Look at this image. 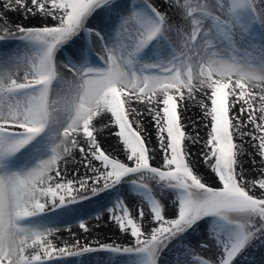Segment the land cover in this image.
<instances>
[{"label":"snow or ice","instance_id":"obj_1","mask_svg":"<svg viewBox=\"0 0 264 264\" xmlns=\"http://www.w3.org/2000/svg\"><path fill=\"white\" fill-rule=\"evenodd\" d=\"M3 9L37 23L11 27L0 14V44L17 43L0 53V264L97 252L160 264L173 244L175 264H239L264 247V174L250 180L242 159L249 144L264 170V0H4ZM189 101L205 137L185 130ZM105 130L123 159L102 148ZM198 144L216 187L196 171ZM77 152L93 175L66 179ZM101 194L130 246H57L54 222L71 217L89 232L83 202ZM201 228L197 247L214 256L185 243Z\"/></svg>","mask_w":264,"mask_h":264},{"label":"bare ground","instance_id":"obj_2","mask_svg":"<svg viewBox=\"0 0 264 264\" xmlns=\"http://www.w3.org/2000/svg\"><path fill=\"white\" fill-rule=\"evenodd\" d=\"M157 2H159V0H157ZM3 3L4 0H0V14L4 15L7 17V21L10 22L9 26L14 27L15 25L18 24H23L24 26H30L32 24L37 23V21L32 20V19H24L23 15L21 13L18 12H14V11H5L3 9ZM98 19V18H97ZM97 19H94L91 21V23L93 25H95L97 23ZM0 23H3V21H0ZM7 47V49H6ZM17 47V43L15 41H13V43L11 44H0V50L1 49H6L9 52L10 51H14ZM94 49L96 53L100 52V48L96 45H94ZM7 52V51H5ZM197 99H203L202 96H200V94H197ZM199 105L195 102V101H189L188 102V109L186 111H182V115H183V123L186 126V130L189 134L192 133V129L193 126H196L198 128H201V126L203 127L205 121L202 119V113L200 111V109L198 108ZM150 118L149 117H145L143 123H144V127L147 130V138L149 140V147H153L156 145V139H155V130L151 128V124L149 122ZM204 122V123H203ZM195 124V125H194ZM190 127V128H189ZM203 131V129H202ZM205 134V130L203 132H201V134H199L200 137H203ZM116 137L110 135V130H105L103 131L102 134L98 135V140L99 143L106 147L108 150L113 151V146L116 143ZM246 152L248 154L251 155L252 153V148L250 147V145H244ZM191 152H193L195 155L193 156V161L196 165V171L197 173H200L202 176H207L206 178L208 180H212L211 179V175L210 173H207L204 171V168L202 167V165L200 163L197 162V158L199 156V151H200V145H196L195 147H192ZM251 151V153H250ZM116 154H119L117 152H114ZM250 155L247 156L248 160L250 159ZM197 156V157H196ZM156 160H159L160 157L159 155H156ZM246 160V159H244ZM246 160V161H248ZM255 161V160H253ZM80 161L78 160V156H76V159L73 160L68 166L66 171L64 172L65 178L72 180V179H82L85 178L86 176H92L93 173H91L90 171H86L85 168H83L82 163H79ZM251 163H253L251 161ZM251 163L248 162V165L251 166ZM81 164V166L79 165ZM248 165L245 166L248 167ZM245 168V167H244ZM246 175L248 177L254 176L253 171L246 169ZM256 175V174H255ZM213 181V180H212ZM107 196H105L104 194H101V198L102 201L106 199ZM97 199V198H94ZM99 199V198H98ZM124 199L130 203L132 205L133 201L136 200V197L133 196L132 194L125 192L124 193ZM167 200V213H170L171 209H172V204L171 201L169 199ZM98 202H100V200H97ZM136 209V208H135ZM172 212V211H171ZM133 214H137V210L136 213ZM69 219L67 220H56L55 226L59 229L56 233H54L52 239L53 242L55 244H57V246H64L65 243L67 244H72L76 241H79L81 246L84 245H99V244H110L112 242H119V243H123L126 244L127 242L131 241V237L129 235H125L123 233H120L117 228L108 220V215L106 212H103V214H101V218L100 220H96V219H89L87 220V224L88 227L90 229L89 232L84 233L79 226H71L69 224ZM59 223H63L62 226H58ZM97 224H99V226L97 227ZM147 230V229H145ZM259 250H263L264 251V247H260ZM251 255L249 254L246 258H243V260L241 261V264H261L260 261V257L258 255V253H256L255 251H251L250 252ZM168 258H166V255H162L161 259H160V264H171L172 262L169 260H167ZM63 264H67L66 262H64Z\"/></svg>","mask_w":264,"mask_h":264},{"label":"rangeland","instance_id":"obj_3","mask_svg":"<svg viewBox=\"0 0 264 264\" xmlns=\"http://www.w3.org/2000/svg\"><path fill=\"white\" fill-rule=\"evenodd\" d=\"M13 41H14V40H8V41L4 42L3 44L8 45V44L13 43ZM6 49H7V47H6ZM6 49H1V50H0V53H3V52H5V51L9 52V51L6 50ZM92 62H94V63H98V61L95 59V57L92 58ZM198 108H199V107H198ZM199 109H200V108H199ZM203 123H204V122H203ZM205 123H206V122H205ZM205 123H204V124H205ZM150 124H151V123H150ZM194 125H195V124H194ZM151 128L154 129V128L152 127V125H151ZM189 128H190V127H189ZM202 129H203V131L205 130L204 125H203V127L201 126V128H198V127H196V126H193V129H192V133H191V134H192V135H195L197 132H198L199 134H201V132H203ZM185 130H186V129H185ZM186 131H187V130H186ZM203 135H204L203 137H205V134H203ZM245 139L247 140V139H249V138H248V137H245ZM198 145H199V144H198ZM245 145H248V144H245ZM101 146H102V145H101ZM194 147H195V146H194ZM244 147H245V146H244ZM250 147H251V146H250ZM102 148H104V150H105L106 152H108L109 154H111V155H113V156H115V157H118V158H120V159H123L122 156H120L119 154H116V153H114V152L108 150L106 147L102 146ZM251 148H252V153H251V151H250L251 155H250V154H247V155L243 156L242 159H243V160H244V159L248 160V157H247V156L250 155V159H249L248 161L244 160L245 163H246V165H248V162H249V163H251V161L253 162V160L257 161V163H255V166H253V163H251V166L248 165L249 170H250V171H253V172H255V173H254V176H251V177H248V176H247V177H248L250 180H255L256 178H259L262 174H264V170L261 169V165L258 163V161H259V157L255 155V151H256V150H255L253 147H251ZM76 156H78V160L80 161V155H79L78 152L76 153ZM159 157H160V156H159ZM196 157H197V156H196ZM196 160H197L198 163H200L199 156H198V158H197ZM151 162H152L153 166H157V167H159V166H160V163H161V159H159V160L153 159ZM79 163H82V162H79ZM79 165L81 166V164H79ZM82 166H83V164H82ZM82 166H81V167H82ZM244 167H245L246 169H248V167H246L245 164H244ZM83 168H84V167H83ZM199 174H200V173H199ZM255 174H256V175H255ZM203 177H204V182H205V183L210 184V185L213 186V187H216V186H217L212 180H208V179L206 178L207 176L204 175ZM253 194H258V193H253ZM166 199H168V198H164V201H163V202H164V204H165L166 207H167L168 204H167V200H166ZM97 200H100V202H98ZM107 201H108V197H106V199L103 200V201H102V198H99V199H93L92 201H84L83 203H84L85 208L87 209L88 212L92 213V215L86 217V219H87V220H89V219H95L94 217H95L96 212H101V214H103V209H102L101 205L107 203ZM128 205H129L130 210H131L133 213H136V209L133 208L132 205H131L130 203H128ZM171 211H172V209H171ZM171 211H170V213H167V211H166L165 215L168 216V217H171L172 214H173V212H171ZM133 215H135V214H133ZM59 219H60V220H67V219H69L68 222H69V224H70L71 226H77V225H78V222H77L76 220H74L73 218H71V217H61V218H59ZM59 219H57V220H59ZM62 225H63V223H59V224H58V226H62ZM203 238H204V231H203V229H202V228H201V229H197V230L191 232V233L188 235V237H187L185 243H186V244H191V245L196 249V253H198L199 255H201V256H203V257L214 256V255H215V252H214V251H213V252L202 251L200 248L197 247V241H200V240H202ZM131 241H132V239H131ZM131 241L127 242L126 244H123V243H119V242H115V241H114V242H112V243H110V244H117V245H120V246H130ZM93 246H98V245L94 244ZM259 248H260V246H257V247H254V248L250 249V250L248 251V253L246 254V256H245V257H242V258L240 259L239 264L242 263L241 261L243 260V258H246L249 254L251 255L250 252H251L252 250L255 251L256 253H258V255H259V257H260L261 264H264V251H263V250H262V251L259 250ZM177 251H178V250H177L176 245L173 244V245H171L168 249H166V250L163 252L162 255H164V256L166 255V258H168L167 260H168V261L170 260V261L172 262L171 264H175V260H176V256H177ZM125 260H126V257H118V258H116L115 260H112V259L108 256L107 253H104V252H97V253L87 254V255H85V256H83V257L68 258V259L64 260L63 263L66 262L67 264H123V262H124Z\"/></svg>","mask_w":264,"mask_h":264}]
</instances>
